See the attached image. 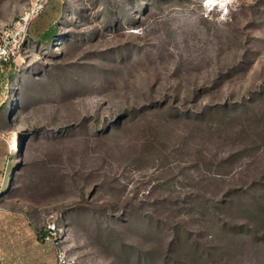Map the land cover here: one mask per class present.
Returning <instances> with one entry per match:
<instances>
[{
  "label": "rangeland",
  "instance_id": "rangeland-1",
  "mask_svg": "<svg viewBox=\"0 0 264 264\" xmlns=\"http://www.w3.org/2000/svg\"><path fill=\"white\" fill-rule=\"evenodd\" d=\"M35 4L0 65V209L69 264H264V0H0V34Z\"/></svg>",
  "mask_w": 264,
  "mask_h": 264
},
{
  "label": "crops",
  "instance_id": "crops-1",
  "mask_svg": "<svg viewBox=\"0 0 264 264\" xmlns=\"http://www.w3.org/2000/svg\"><path fill=\"white\" fill-rule=\"evenodd\" d=\"M2 195L0 187V206ZM45 245L39 233L35 240L34 230L24 218L0 209V264H55L54 253Z\"/></svg>",
  "mask_w": 264,
  "mask_h": 264
},
{
  "label": "built area",
  "instance_id": "built-area-1",
  "mask_svg": "<svg viewBox=\"0 0 264 264\" xmlns=\"http://www.w3.org/2000/svg\"><path fill=\"white\" fill-rule=\"evenodd\" d=\"M38 9L39 6L35 4L26 15L1 31L0 65L10 63L19 52L29 21ZM58 233L60 231L54 223L47 224L44 233L40 234V241L54 250L55 264H69L66 253L59 248Z\"/></svg>",
  "mask_w": 264,
  "mask_h": 264
},
{
  "label": "trees",
  "instance_id": "trees-1",
  "mask_svg": "<svg viewBox=\"0 0 264 264\" xmlns=\"http://www.w3.org/2000/svg\"><path fill=\"white\" fill-rule=\"evenodd\" d=\"M54 4L49 6V9H45L38 17L33 21L31 25V35L32 40H52L55 34V27H50L49 23L51 18V13L55 12ZM6 65V64H5Z\"/></svg>",
  "mask_w": 264,
  "mask_h": 264
}]
</instances>
